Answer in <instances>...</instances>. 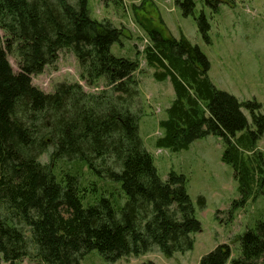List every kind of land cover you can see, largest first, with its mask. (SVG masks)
Instances as JSON below:
<instances>
[{
	"label": "trees",
	"instance_id": "1",
	"mask_svg": "<svg viewBox=\"0 0 264 264\" xmlns=\"http://www.w3.org/2000/svg\"><path fill=\"white\" fill-rule=\"evenodd\" d=\"M175 1L184 15L193 13V0ZM195 19L208 40L206 16L200 12ZM0 28V264H17L26 256L36 264H81L93 249L110 262L153 247L165 256L191 249V235L201 225L185 175L170 170L166 180L160 178L132 110L138 62L110 51L122 30L92 18L88 0H0ZM146 32L143 51L152 75L168 78L174 90L159 121L156 147L179 151L197 138L221 137V159L233 167L241 192L232 205L244 203L264 182L257 150L264 133L260 104L239 102L216 88L206 56L183 35L164 37L152 27ZM63 48L73 52L88 84L102 78L105 88L87 92L77 82H60L45 92L33 85L32 76L54 63ZM8 53L17 57V71ZM242 106L250 110L252 126ZM44 152L49 163L39 161ZM61 159L81 161L92 176L117 187L84 202L96 182L82 186L79 170L66 171L58 180L54 168ZM198 201L202 205L203 197ZM239 243L237 257L221 243L199 264H264V216L255 229L239 235Z\"/></svg>",
	"mask_w": 264,
	"mask_h": 264
},
{
	"label": "rangeland",
	"instance_id": "2",
	"mask_svg": "<svg viewBox=\"0 0 264 264\" xmlns=\"http://www.w3.org/2000/svg\"><path fill=\"white\" fill-rule=\"evenodd\" d=\"M193 1V13L184 15L175 0H121L117 4L88 0L92 18L108 20L122 30L120 38L110 46L111 53L138 62L134 74L138 80V95L132 110L138 115L139 135L144 147L153 155L162 180L167 179L170 170L185 175L186 191L201 228L192 233L193 246L185 252L177 251L165 256L153 247L144 254L124 256L110 262L93 249L83 255L81 264H199L203 255L221 243L229 245L231 257H237L240 254L239 235L247 229H255L264 216V182L260 191L253 192L244 203L232 205L234 200L240 201L241 192L233 167L221 159L225 148L221 137L210 134L197 138L188 148L179 151L155 145L162 133L159 121L166 117L165 109L174 98V90L168 78L159 81L153 77L154 68L145 60L143 49L149 42L146 29L150 27L164 37L179 38L183 35L191 44L197 45L209 62L208 77L213 85L233 95L239 102L255 100L260 104L258 111L264 115V0ZM200 12L204 13L209 23L208 40L202 36L195 19ZM3 35L4 31L0 28V41H3ZM7 56L13 70L17 71V57L11 53ZM80 74L81 68L75 55L63 48L54 63L32 76V83L45 92H52L60 82H77L87 92L105 88L102 78L90 85ZM241 111L252 126L250 110L242 106ZM257 150L264 162V133L257 141ZM39 161L49 163L48 152L42 153ZM78 170L82 186L90 188L92 181L97 184L95 192H85L84 202L93 201L102 192L107 194L102 191L105 188L117 187L105 179L92 176L81 161L61 159L55 162L54 174L58 180L64 172ZM199 197L204 199L202 205L199 204ZM23 229L29 235L27 228ZM30 250H33L32 246ZM17 264L36 262L26 256Z\"/></svg>",
	"mask_w": 264,
	"mask_h": 264
}]
</instances>
